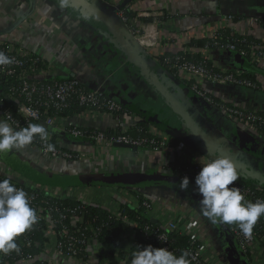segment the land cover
Instances as JSON below:
<instances>
[{
  "label": "crops",
  "instance_id": "1",
  "mask_svg": "<svg viewBox=\"0 0 264 264\" xmlns=\"http://www.w3.org/2000/svg\"><path fill=\"white\" fill-rule=\"evenodd\" d=\"M90 1L101 9L110 11L112 16L125 5L134 9L137 12L134 24L141 29L148 45L147 53L145 52L147 58L155 63L166 85L186 104L197 122L220 137L232 149L242 151L243 154L248 152L253 157L260 155L264 161V137L245 129L194 91L183 89L165 73L155 57L167 51L176 53L184 48L189 49L191 47L187 43L191 38L205 39L213 31L220 29L217 15L221 12L238 15L239 19L235 20L234 27L244 32L249 27L250 18L264 17V0ZM142 12L148 14L139 15ZM138 15L141 19L152 17L153 20L144 22L137 19ZM249 34L264 39V27L251 28ZM5 40L11 41L15 49L22 48L37 54L49 65L52 74L89 82L91 88L99 90L133 111L129 116L120 115L119 118L99 113H94L90 118L76 117L72 119L75 125L91 126L101 130L119 125L122 131H126L137 120L145 117L153 123V127H163V131L159 130L161 133H168L175 138L188 135L176 114L129 62L104 27L92 23L91 17H88L84 10L74 7L69 1L67 6L62 8L60 0H0V42ZM197 48L211 63L219 65L226 71L250 70L245 60L236 54ZM256 80L259 81L257 87H246L236 82H216L206 78L199 79L198 85L208 95L227 105L238 109L264 111V76L257 75ZM52 130L60 134L57 139L58 145L74 152L76 158L70 161H49L35 150L21 149L0 153V163L7 167H10L8 159H13L25 167L30 166L28 162L35 163L38 172L44 173L40 174L61 181L72 178L88 180L95 177H103L104 180L120 178L122 184L89 182L80 186L79 184L65 186L59 181L51 186L50 192H55L53 194L59 196L68 188L81 192L82 185L98 186V189L110 187L112 189L104 190L106 198L101 199L111 198L120 205L129 203L128 199L133 196L129 188H133L142 192L145 198L159 201L164 211L176 220L179 227L191 224L199 235L203 231L209 235L211 231L210 234L213 236L205 237V242L214 254L218 253L215 256V263L218 264L216 261L221 256L219 254L222 248L224 250L226 247L232 252V260L229 259V263L250 264L245 259V262L241 260L243 257L241 253V257L235 254L233 244L224 229L213 224L214 228L209 231L210 225L206 222L209 219L200 211V196L194 191L195 184L189 183L188 189L182 191L180 180L171 176L168 165L175 159L172 153L163 149L144 150L128 144L119 146V143L107 147L95 146L93 143L71 138L59 128ZM17 174L33 185L32 179L19 172ZM174 181H177V184ZM83 193L89 199L94 198V201L98 202L95 193L92 196H89L87 191ZM110 201L105 200V203ZM212 239L215 240L214 243L211 242ZM232 240L237 247L235 239ZM122 245L124 243L120 240L113 254L105 243L97 241L92 243L90 248L96 259L94 264H123V259L116 255ZM254 247L253 245L259 261L262 259L259 258L260 252Z\"/></svg>",
  "mask_w": 264,
  "mask_h": 264
},
{
  "label": "built area",
  "instance_id": "2",
  "mask_svg": "<svg viewBox=\"0 0 264 264\" xmlns=\"http://www.w3.org/2000/svg\"><path fill=\"white\" fill-rule=\"evenodd\" d=\"M147 14L146 12H142L139 15L144 16ZM115 15L118 16L127 34L137 43L141 50L147 53L148 45L144 40V36H142L141 29L137 28L134 24V19H128L119 9L115 11ZM234 18V14L218 13L217 19L220 24V29L213 31L206 37L204 45L199 47V49L204 48L205 51H221L223 53L236 54L241 58H249L255 65L264 70V50L261 44L254 45L243 39L242 47L238 48L234 43L235 41L228 38V36L234 34L241 36L250 35L249 31L251 28L264 27V17L254 16L250 18L248 22L249 27L244 32H240L234 27ZM187 34H189V31H187ZM197 49V47H191L181 50L180 52H182V54L175 57L176 59L171 63L170 67L163 68L165 73L176 83L180 84L183 89L194 91L204 100L208 101V103L220 109L224 115L242 125L245 129L258 133L255 123L264 125V118L256 115L257 110L238 109L230 105H225L223 102L216 101L198 86V80L206 78L216 82H236L246 87H257L259 86V81L258 83H252L245 79H240V74L246 71L240 69L226 71L207 59L212 66L208 68L205 62L206 57L202 54V58L204 59L202 63L195 64L185 60L184 55L186 53L198 51ZM0 52H4L5 55L9 56L13 61L10 65L0 66V77L15 79L14 86H11L8 92L3 95L4 98L9 100L16 108L20 116L16 118L8 111L0 98V120L7 121L17 129L27 127L32 123H45V125L49 127L59 128L64 132L66 131L71 137L78 138L87 134V137L92 139L93 145L95 146L107 147L113 143H124L128 145L139 143V141L131 139L126 134L109 137L99 128L81 131L77 125L73 123L72 117L55 115L43 118L42 106L54 107L60 110L69 104L72 97H76L79 104L85 107L84 112L79 114L78 117L90 118L91 115L95 113V109L101 108H105V111L103 110L104 112L100 115L106 114L109 116L113 111L119 110L122 104L99 90L91 88L89 82H82L76 78L60 77L52 74L49 65L45 63L41 57L33 52L25 51L22 48L15 49L11 41H1ZM171 68L172 70H170ZM212 68H215V70ZM184 80H193L194 83L188 86ZM101 95L109 99L104 101ZM155 133L158 135L159 142L151 148L152 151L163 149L168 153H172L175 159L187 162L185 167L179 172L173 173L169 170L171 176L177 180L181 181L183 177L196 175L200 171L201 163L210 159V157L197 149V144L193 141L187 142L178 139L176 142H173L168 140L165 133ZM48 143H50L49 134L46 142L43 140L39 141L34 137L32 144L25 146L23 149L35 150L41 157L49 161H70L77 157L76 154L69 151H62L56 146L53 151L49 152L46 146ZM4 178H10L11 182L14 183L17 188L23 189L26 192L30 206L37 211L38 221L31 229L15 238V242L19 248L18 252L11 251L6 255L0 253V264H94L96 262L90 248V245L94 243L96 239L94 237L89 238L88 233L96 235V233H99L100 226L95 227L92 222L83 224L82 216H80V212L78 211L79 207L72 208L61 204L58 205L57 203L51 204L43 199L39 202V191L25 188L24 186L26 184H31L25 179H22L13 169L0 163V180ZM234 186L240 190L245 199L249 197L250 193L248 189L242 187L236 181L234 182ZM99 190H101V188L98 189L96 193V197H98L97 200L99 199L98 202L96 200L94 201V198H91L92 200L89 199L83 191H74L72 188H68L66 191L59 194V197L75 198L85 202L99 203L100 205L114 210V212H116V218H120L127 225V230L125 232L123 231L120 236L121 241L124 243V245L120 247V251L125 250L133 243H137V240L133 237L136 223L121 215L119 212V205L116 204L113 199H110L111 201L109 200V203H105L107 199L101 198H106V193L102 189L104 193L101 195ZM53 193L55 194V192ZM128 201L130 204L136 202L134 195L131 196ZM141 204L155 215L162 229L177 231L183 235L188 234L190 236L189 247L185 250L188 252L187 259L190 264H217L215 263V256L218 253L214 254L205 242V237L213 236L210 234V230H212L213 227V223L210 220H206L207 224L210 225V232L207 230L209 235L206 231H203L199 235L194 231L191 224H187L183 228L179 227L176 220L173 219L170 214H167V211H164L159 201L144 199ZM72 226L75 227L74 230H72ZM37 228L40 229L42 240L34 239L30 235V233ZM232 233L237 242L239 252L243 256L248 247L253 250L252 247L256 241V233L253 230L251 238H245L237 225L232 227ZM145 239L151 240V238L149 239L148 237H145ZM155 240L164 243L167 241V235L164 232H158V230H156ZM211 242L214 243L215 240L212 239ZM143 244H138V246L143 248ZM165 248L174 254L177 253L179 249L169 246ZM219 255L221 256L219 258L217 257L218 260L216 261L218 264H231V262L229 263V259L232 260V252L226 249V247L224 250L222 248ZM259 258H262L261 252ZM263 260L264 259H260L258 261L256 254L254 259L255 262L253 261L252 264H264Z\"/></svg>",
  "mask_w": 264,
  "mask_h": 264
},
{
  "label": "trees",
  "instance_id": "3",
  "mask_svg": "<svg viewBox=\"0 0 264 264\" xmlns=\"http://www.w3.org/2000/svg\"><path fill=\"white\" fill-rule=\"evenodd\" d=\"M120 10L130 20H133L134 18L137 17V12L134 9H132L130 6L125 5L121 7ZM234 16H235L234 18L235 20L239 19L238 15H234ZM159 18L160 17H157V19ZM113 19L117 23L120 29L125 30L117 15L114 14ZM137 19H141V18L139 17ZM141 20L144 22H150L153 19L152 17H146V18H142ZM100 25L104 27L103 24H100ZM110 38L112 37L110 36ZM228 38L231 39L232 41H235L234 43L236 44L238 48L242 47V40L245 39L246 41H249L254 45L261 44L262 49L264 50V39H260V38H257L251 35L241 36V35H236V34L230 35L228 36ZM228 38H225V39L229 40ZM205 41L206 40L204 38H194L193 37L189 40L187 44H189L188 46L190 47L196 48V47L203 46ZM179 54H182V52L179 51L175 53V52L167 51L165 53L157 54L155 55V57L159 65H161L163 68H169L171 63L176 59L175 57ZM184 58L185 60L193 62L195 64L202 63L204 60L202 58L200 51L188 52L184 55ZM242 59L245 60L244 62L249 67L250 70L246 69L247 71L241 73L239 78L245 79L252 83H258L256 80L257 75L261 74L262 76H264V70L258 67L257 65H255V63L252 62L251 59L249 58H242ZM205 62L207 63L208 68L212 67L211 63L207 61V59L205 60ZM212 69L215 70V68H212ZM170 70H172V68ZM184 81L188 86L194 83L193 80H189V81L184 80ZM14 84H15L14 78L0 77V98L3 101L5 108L8 111H10L16 118H19L20 116L17 113L16 108L9 102V100H6V98H4V95H3L4 93L8 92V89L11 86H14ZM101 97L104 101L109 99L108 97L104 95H101ZM215 100L218 101L217 99ZM84 108L85 107L79 104L76 97H72V100L69 102V104L60 110L55 109L54 107H45V106L41 107L43 118H45L46 116L58 115L61 117H72V119L78 117L79 114H82L85 110ZM103 110L105 111V108L95 109V113L101 114L102 112H104ZM131 114H133L132 109L127 106L122 105L119 110L113 111L109 116L111 118H119L120 115L129 116ZM256 115L264 118V111H256ZM41 124L46 127L48 134L50 135L51 144L60 148L62 151L72 152L58 145L57 139H58V136H60V134H57L56 131L52 130L51 127L45 125V123H41ZM255 124L257 126V132L264 137V125L258 124V123H255ZM77 127L81 131H88V130H93L94 128H96V127H91V126L89 127L77 126ZM159 130L163 131L164 128L163 127L161 128V126L153 127V123H151L149 120L143 117V118H140V120H137L135 124L131 125L124 132L121 130L119 125L114 128H106L103 131L109 137L126 134L131 139L139 141L138 144H132L131 145L132 147L148 150V149H151L154 145L158 144L159 138H158L157 133L155 132H160ZM64 134L71 137L66 131L64 132ZM165 134L167 135V138L170 141L176 142L178 139L186 141V136H180L179 138H175L174 136L168 133H165ZM71 138L93 143L92 139L87 137V134L83 137L76 138L72 136ZM36 139L41 141V139L38 136L36 137ZM216 142L221 143V144H226L228 148H230L229 145L223 140H221L220 138H217ZM72 153L75 154L74 152ZM28 164H30L29 167H25L22 165L21 166L27 169L28 171H30L32 174H34L36 176V179L34 178L32 179V176L28 175V177L31 176L29 179L33 180L32 181L33 185L26 184L24 187L27 188L28 190L39 191V198H40L39 202L40 200L43 199V200H47L51 204L57 203L58 205L61 204V205L69 206L72 208L79 207L78 211L80 212V216H82L83 224H86L87 222H92L93 226L95 227L100 226V230L98 231L99 233H96V235H94L93 233H88V237L89 238L94 237L97 242L105 243L108 246L110 253L112 252L113 254H115L114 250L121 240L120 239L121 233L127 230L126 229L127 225L120 218H116L117 217L116 212H114V210H111L104 205H100L99 203L98 204L90 203V202L82 201L81 199L59 197L57 195H54L53 193L50 192V188L52 185L57 184L61 180L53 181L51 179L52 177L49 178V177H46L45 175L40 174V173H43V171L38 172L36 165H34L35 163L31 164L28 162ZM186 164L187 162L174 159L169 163L168 167H169V170L175 173V172H179L183 167H185ZM9 166L13 168V165L9 164ZM13 169L16 171V173L19 172L15 168ZM34 170H36V172H34ZM195 176L196 175L187 176L189 179V183L194 184ZM237 176L238 178L236 182L242 187L248 189L250 193L249 197L245 199V201H251L253 203L256 202L257 200L264 201V185L263 184H259L258 182L254 180L248 179L240 175H237ZM172 179L175 180L174 178ZM105 182H107V184H122L123 181H121L120 178H116V179L107 178ZM174 182L177 184V181H174ZM76 184L77 185L79 184L80 186L82 182H76ZM94 184H105V183L94 182ZM64 185L67 186L68 184L67 185L64 184ZM129 190L132 191L131 193L134 195L136 202L131 203V204L130 203H120L119 212L125 218L131 219L136 223L134 227L133 237L135 240H137V243H133L130 247L126 248L125 250H121L119 251V253L116 254L117 256L119 255L121 259H123V264H130L132 253L137 250L136 247L138 246V244H143V243H144L143 244L144 246L151 245L154 248H165L166 246H169L171 248H179L178 252L175 253V255L178 256L182 254V252H184L189 247V239H190L189 237L190 236L188 234L183 235L177 231H170L167 229H162L161 224L158 223L159 221L155 218V215H153L150 210L142 206L141 204L142 200L147 199L144 197L142 192L140 191L138 192V190H135L133 188H129ZM233 226H235V224H232V225L220 224V227L222 228V230L224 229L223 231L225 232L228 239H230L231 244H232V239L234 238L233 233H232ZM74 229L75 227L72 226V230ZM156 230H158V232H164L167 235L166 242L163 243V242L155 240ZM253 231L256 233V241L254 243V246H255L254 248L257 251H260L262 253V259H264V215H262L259 218V220L256 222L255 226L253 227ZM30 235L34 239L42 240L41 232L39 228L31 232ZM145 237H148L149 239L151 238V240H147L145 239ZM255 256L256 254L254 250L248 247L246 251L244 252V256L241 258V260L244 261L245 259L246 262L248 261L247 263L252 264L255 259Z\"/></svg>",
  "mask_w": 264,
  "mask_h": 264
},
{
  "label": "clouds",
  "instance_id": "4",
  "mask_svg": "<svg viewBox=\"0 0 264 264\" xmlns=\"http://www.w3.org/2000/svg\"><path fill=\"white\" fill-rule=\"evenodd\" d=\"M68 0H60V7H66ZM12 59L0 52V66L12 64ZM48 140V131L42 124H29L14 128L7 121L0 120V153L19 151L31 145L34 137ZM47 150H54L48 143ZM237 171L228 156H215L201 163L200 171L194 178V191L200 196L199 208L203 216L213 224H235L245 236L251 238L252 230L259 218L264 215V201H245L240 190L234 186ZM180 189L186 191L188 177L180 181ZM231 185V187H230ZM38 221L37 211L31 207L27 194L17 188L10 178L0 180V253L19 251L15 238L32 228ZM130 264H190L188 252L176 256L167 248H154L151 245L136 247Z\"/></svg>",
  "mask_w": 264,
  "mask_h": 264
},
{
  "label": "water",
  "instance_id": "5",
  "mask_svg": "<svg viewBox=\"0 0 264 264\" xmlns=\"http://www.w3.org/2000/svg\"><path fill=\"white\" fill-rule=\"evenodd\" d=\"M74 7L80 8L87 13L88 17H91L92 23L103 24L109 36L119 45L120 49L124 52L126 58L132 63L136 69L143 75V77L150 83V85L156 90V92L162 97L167 103L170 109L176 114L181 121L184 130L188 133L186 141H193L197 145V149L203 152L210 158L215 156H228L237 171V175L246 177L254 180L259 184L264 185V161L261 160L260 155L254 156L249 155L248 152L245 154L242 151H237L234 148H228L226 144L216 142L218 138L213 132L208 130L206 127L200 125L193 114L188 110L186 104L171 90L164 79H162L158 69L150 59L147 58L146 53L141 50L137 43L127 34L125 30L118 27L114 21L112 13L108 10L101 9L98 5L90 0H68ZM103 27V26H102ZM179 137V135H177ZM220 138V137H219ZM221 139V138H220ZM222 140V139H221ZM119 146H128L123 143H119ZM254 158V159H253ZM9 163L13 165L17 171L22 175L28 177L32 176V179H36V176L21 165L16 163L13 159H8ZM30 176V177H31ZM28 177V178H30ZM52 179V178H51ZM53 181L55 179H52ZM76 182H82L87 184L89 182L105 183L103 177H95L93 179L86 178H72L65 179L60 184L74 185ZM217 225L220 226L219 223ZM235 254L239 257L240 253L238 248L234 244Z\"/></svg>",
  "mask_w": 264,
  "mask_h": 264
},
{
  "label": "rangeland",
  "instance_id": "6",
  "mask_svg": "<svg viewBox=\"0 0 264 264\" xmlns=\"http://www.w3.org/2000/svg\"><path fill=\"white\" fill-rule=\"evenodd\" d=\"M81 188H82V190L83 191H87L88 192V194H89V196H92L94 193L96 194L97 192H98V186L96 187V186H85V185H82L81 186ZM105 188V187H104ZM104 188H102L103 190H109V189H112V188H110V187H106L105 189ZM99 190L100 192H101V195H103V190ZM96 196H97V194H96ZM111 198H109V199H107V200H110Z\"/></svg>",
  "mask_w": 264,
  "mask_h": 264
}]
</instances>
